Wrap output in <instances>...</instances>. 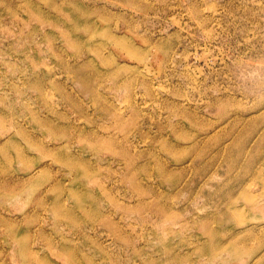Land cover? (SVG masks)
Here are the masks:
<instances>
[{"label":"rangeland","instance_id":"obj_1","mask_svg":"<svg viewBox=\"0 0 264 264\" xmlns=\"http://www.w3.org/2000/svg\"><path fill=\"white\" fill-rule=\"evenodd\" d=\"M0 264H264V0H0Z\"/></svg>","mask_w":264,"mask_h":264}]
</instances>
